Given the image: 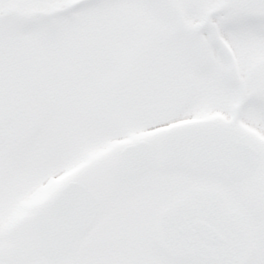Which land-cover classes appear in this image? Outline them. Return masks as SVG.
I'll return each instance as SVG.
<instances>
[{"label": "snow or ice", "instance_id": "obj_1", "mask_svg": "<svg viewBox=\"0 0 264 264\" xmlns=\"http://www.w3.org/2000/svg\"><path fill=\"white\" fill-rule=\"evenodd\" d=\"M0 264H264V0H0Z\"/></svg>", "mask_w": 264, "mask_h": 264}]
</instances>
